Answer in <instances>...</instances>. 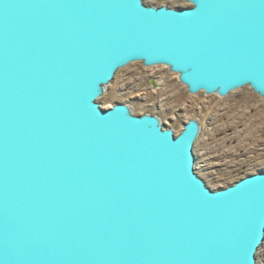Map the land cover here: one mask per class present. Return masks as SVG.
Masks as SVG:
<instances>
[{
  "label": "water",
  "instance_id": "obj_1",
  "mask_svg": "<svg viewBox=\"0 0 264 264\" xmlns=\"http://www.w3.org/2000/svg\"><path fill=\"white\" fill-rule=\"evenodd\" d=\"M186 1L0 0V264H257L264 170L213 189L198 119L98 101L135 61L264 96V0Z\"/></svg>",
  "mask_w": 264,
  "mask_h": 264
},
{
  "label": "rangeland",
  "instance_id": "obj_2",
  "mask_svg": "<svg viewBox=\"0 0 264 264\" xmlns=\"http://www.w3.org/2000/svg\"><path fill=\"white\" fill-rule=\"evenodd\" d=\"M145 1L192 5L186 0ZM148 71L139 61L119 69L98 101L103 107L128 102L137 114H159L164 124L174 127L177 133L191 117L200 115L203 130L194 147L195 171L213 189L227 187L264 170V96L249 85L226 96L206 94L204 90L189 93L173 72H169L172 81L157 88L143 79L146 77L143 73ZM209 110L215 113L211 121ZM256 259L257 264H264V242L256 252Z\"/></svg>",
  "mask_w": 264,
  "mask_h": 264
},
{
  "label": "flooded vegetation",
  "instance_id": "obj_3",
  "mask_svg": "<svg viewBox=\"0 0 264 264\" xmlns=\"http://www.w3.org/2000/svg\"><path fill=\"white\" fill-rule=\"evenodd\" d=\"M154 4H158V3H154ZM170 5V4H169ZM172 6V5H170ZM175 6H179V5H175ZM136 62V61H135ZM139 62H142V65H143V68H146L148 69L149 71L146 72V73H143L144 76L146 77H143L144 80H146L149 84L153 85L154 87H157V88H160V87H163L165 84L171 82V76L169 74V72H172L170 67L167 66V65H164V64H154V65H151V66H146L144 64L143 61H139ZM132 63V62H131ZM127 66V65H126ZM159 66V67H158ZM162 66V67H160ZM139 71H142V68H139ZM174 73V72H173ZM141 76V75H139ZM188 90V88H187ZM202 91V90H201ZM189 92V91H188ZM200 92V91H199ZM190 93V92H189ZM198 93V92H197ZM132 107V106H131ZM178 108V107H177ZM133 109V108H132ZM215 110V109H214ZM134 111V109H133ZM135 112V111H134ZM211 112V113H210ZM136 113V112H135ZM151 113H154V112H151ZM156 114V113H154ZM209 114V121L212 120L213 116L215 115L214 111H210L208 112ZM159 115V114H158ZM160 116V115H159ZM161 118V116H160ZM191 118H196L198 119V121L200 122V125H201V132H200V135L202 133V130H203V119L200 115H196L194 117H191ZM190 118V119H191ZM162 119V118H161ZM189 119V120H190ZM163 121V120H162ZM213 122V121H212ZM164 123V122H163ZM184 125V124H183ZM174 128V127H173ZM175 129V128H174ZM175 132L177 133L176 129H175ZM199 135V137H200ZM198 137V139H199ZM197 139V141H198ZM196 141V142H197Z\"/></svg>",
  "mask_w": 264,
  "mask_h": 264
},
{
  "label": "bare ground",
  "instance_id": "obj_4",
  "mask_svg": "<svg viewBox=\"0 0 264 264\" xmlns=\"http://www.w3.org/2000/svg\"><path fill=\"white\" fill-rule=\"evenodd\" d=\"M213 94V93H212ZM196 144V143H195Z\"/></svg>",
  "mask_w": 264,
  "mask_h": 264
}]
</instances>
